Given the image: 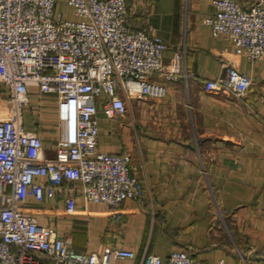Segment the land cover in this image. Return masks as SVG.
Listing matches in <instances>:
<instances>
[{
  "label": "crops",
  "instance_id": "1",
  "mask_svg": "<svg viewBox=\"0 0 264 264\" xmlns=\"http://www.w3.org/2000/svg\"><path fill=\"white\" fill-rule=\"evenodd\" d=\"M252 1L238 0L243 7ZM59 4L64 19H82L64 0ZM126 7L131 27L163 39L166 67L180 59L176 80L152 77L166 86L160 98L129 96L126 112L112 118L96 100V148L129 155L131 173L144 183L142 196L125 198L119 219L108 203L80 198L67 212L64 189L41 201L29 192L20 210L54 227L76 251L134 252L116 264H139L148 253L165 259L178 248L203 264H264V56L236 54L229 36L211 33L205 19L213 15L212 0H126ZM228 62L251 79L242 98L204 89L206 80L225 76ZM30 93L25 127L38 132L44 157L52 158L63 135L56 98L33 86ZM7 99L0 82V117Z\"/></svg>",
  "mask_w": 264,
  "mask_h": 264
},
{
  "label": "built area",
  "instance_id": "2",
  "mask_svg": "<svg viewBox=\"0 0 264 264\" xmlns=\"http://www.w3.org/2000/svg\"><path fill=\"white\" fill-rule=\"evenodd\" d=\"M58 1L0 0V82L8 90V111L0 117V264H116L134 257L126 248L76 251L19 205L29 192L41 201L64 189L67 212L80 198L108 203L119 219L123 200L142 196L144 183L131 173L127 153L96 148V100L112 118L126 112L129 96H164L166 86L152 79L155 74L166 80L180 75L179 57L165 66L166 44L159 35L130 26L126 0H64L79 21L64 19L56 11ZM212 4L213 15L205 19L211 33L229 36L236 54L251 60L264 56V0L246 7L238 0ZM224 69L225 76L206 80L204 89L244 97L250 77L231 62ZM32 86L56 98L63 135L52 158L44 157L38 132L25 127ZM139 264L203 263L178 248L165 259L145 254Z\"/></svg>",
  "mask_w": 264,
  "mask_h": 264
},
{
  "label": "rangeland",
  "instance_id": "3",
  "mask_svg": "<svg viewBox=\"0 0 264 264\" xmlns=\"http://www.w3.org/2000/svg\"><path fill=\"white\" fill-rule=\"evenodd\" d=\"M63 9H64V7H63L62 4H59V5H57V7H56V11H63ZM60 126H61V125H60ZM58 127H59V124H58Z\"/></svg>",
  "mask_w": 264,
  "mask_h": 264
}]
</instances>
